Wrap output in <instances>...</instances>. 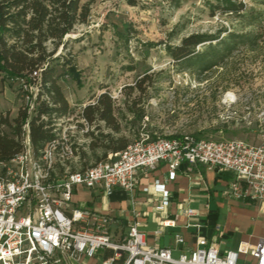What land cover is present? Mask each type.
I'll return each mask as SVG.
<instances>
[{"label": "built area", "instance_id": "1", "mask_svg": "<svg viewBox=\"0 0 264 264\" xmlns=\"http://www.w3.org/2000/svg\"><path fill=\"white\" fill-rule=\"evenodd\" d=\"M34 82L19 81L21 109L26 112L22 126L21 151L9 160H0V264H65L66 259H101V264H239L240 253L222 251L215 243L200 240L195 249L173 250L153 247L147 236L132 225L126 238L116 241L111 232L114 219L88 209H71L77 188H101L106 194L123 190L133 194L144 176L161 163L167 175L157 180L163 189L180 170L196 166L229 173L228 195L236 200L264 202V142L252 145L237 141L194 140L158 137L141 138L127 149L110 153L106 160L78 170L76 152L88 145L89 123L83 113L41 112L55 105L41 71ZM42 124L50 138L38 145L32 140L31 123ZM168 194L163 196L164 211ZM188 209V217L195 216ZM176 227L164 217L156 236ZM185 240L177 236L178 246ZM253 264H264V239L248 246ZM178 254H175V253ZM105 255H101V254Z\"/></svg>", "mask_w": 264, "mask_h": 264}, {"label": "rangeland", "instance_id": "2", "mask_svg": "<svg viewBox=\"0 0 264 264\" xmlns=\"http://www.w3.org/2000/svg\"><path fill=\"white\" fill-rule=\"evenodd\" d=\"M132 1L133 6L130 0H95L89 24L69 34L66 49L60 48L55 56L73 58L80 72V81H59L72 112L84 113L107 94L114 102L120 129L115 133L101 121L89 125L95 137L88 138L89 147L81 151L86 155L81 154L76 169L89 167L110 152L105 147L110 137L126 138L129 144L175 135L262 144L263 0H245L247 12L259 16L252 24L235 16H212L202 1L184 2L178 10L170 0ZM222 29L251 32L258 43L252 50L240 49L205 77L182 69L167 52L168 45H179L193 33L215 34ZM141 81L142 91L131 89ZM19 88V81L7 77L0 83V111L10 114V120L21 110Z\"/></svg>", "mask_w": 264, "mask_h": 264}, {"label": "trees", "instance_id": "3", "mask_svg": "<svg viewBox=\"0 0 264 264\" xmlns=\"http://www.w3.org/2000/svg\"><path fill=\"white\" fill-rule=\"evenodd\" d=\"M188 1L204 2L212 16H235L249 19L250 24L259 18L256 13L247 12L245 0H170V4L178 10ZM94 2L95 0H0V83L4 77L34 82L36 78L32 75L41 71V81L48 85V95L55 105L52 108L42 106L41 112H72L59 81H80V72L73 58L55 56L60 48L66 49L67 43L64 40L69 34L74 33L78 26L89 24ZM130 3L135 5L132 0ZM257 43L256 36L251 32H228L222 29L215 34L193 33L184 37L179 45H168L166 49L176 65L192 74L205 77L214 69L222 67L240 49L252 50ZM59 60L63 62L54 64ZM143 81L136 83L131 89L142 91ZM2 92L0 89V95ZM114 111L115 105L111 97L103 94L99 96L96 104L84 109L83 115L90 125L105 122L115 133H119ZM131 112L135 113L132 110ZM9 115L0 112V160H9L22 148L20 141L26 112L21 109L13 120H10ZM138 116L141 119L143 112ZM31 131L35 145L50 138L43 125L37 124L35 119L32 120ZM87 137H95L94 132L87 134ZM183 137L185 136L175 135L168 138ZM188 137L202 140L194 136ZM130 144L126 138L110 137V144L105 146L110 152H106L96 163L106 160L111 152H122ZM95 147L94 143L91 149L94 150ZM81 151L76 152L79 158L81 154L86 155Z\"/></svg>", "mask_w": 264, "mask_h": 264}, {"label": "crops", "instance_id": "4", "mask_svg": "<svg viewBox=\"0 0 264 264\" xmlns=\"http://www.w3.org/2000/svg\"><path fill=\"white\" fill-rule=\"evenodd\" d=\"M183 168L163 189H157L155 182L167 175L165 163L144 176L133 194L119 189L106 194L101 188H77L71 209H88L112 217L115 223L111 232L116 241L126 238L129 228L138 224L150 246L186 250L195 249L200 240H206L215 242L222 251L239 252V264H253L248 246H257L264 239V202L230 197L229 173L221 174L202 166L191 171ZM165 193L168 204L164 211H159ZM188 209L196 212L193 218L187 216ZM166 216L176 221V227L157 237L160 221ZM177 236L185 240L184 246L177 245ZM65 264H101V259L78 257L66 259Z\"/></svg>", "mask_w": 264, "mask_h": 264}, {"label": "bare ground", "instance_id": "5", "mask_svg": "<svg viewBox=\"0 0 264 264\" xmlns=\"http://www.w3.org/2000/svg\"><path fill=\"white\" fill-rule=\"evenodd\" d=\"M229 98H232V96L231 97L229 96Z\"/></svg>", "mask_w": 264, "mask_h": 264}]
</instances>
